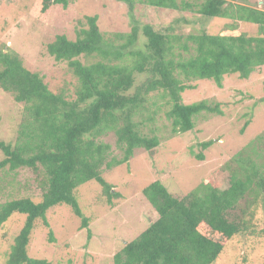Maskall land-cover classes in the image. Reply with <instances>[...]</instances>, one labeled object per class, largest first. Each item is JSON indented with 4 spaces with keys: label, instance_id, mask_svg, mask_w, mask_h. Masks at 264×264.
<instances>
[{
    "label": "trees",
    "instance_id": "obj_1",
    "mask_svg": "<svg viewBox=\"0 0 264 264\" xmlns=\"http://www.w3.org/2000/svg\"><path fill=\"white\" fill-rule=\"evenodd\" d=\"M69 1L41 0L40 12L56 4L66 8ZM122 1L130 14L136 1L180 11L194 6L205 19L232 20L227 30H235L242 21L257 25L258 31L256 35H222L201 29L182 34L172 24L158 29L133 20L128 32L106 36L97 15H85V24L78 26L73 39L56 34L45 46L47 54L66 62L75 76L74 97L65 90L52 91L40 72L23 65L17 52L1 48L0 89L23 108L15 139H0V170L30 168L40 177L41 190L37 200L23 196L0 203V227L12 214L25 216L5 264H51L31 257L28 246L36 221L49 227L46 214L56 205L69 206L90 238L77 189L94 180L110 206L120 197L103 176V167L110 170L126 163L134 149L151 152L159 144L156 136L141 133L140 123L134 120L152 92H158L168 106L171 133H184L194 127L198 114H222L218 102H183L182 93L193 88L190 81L208 79L221 87L225 75L247 79L264 65L263 9L234 0ZM174 22L189 24L185 18ZM108 132L115 136L120 158L108 159L110 145L100 140ZM213 142L202 141L200 147L207 149ZM195 156L203 159L201 153ZM142 194L157 217L112 255L114 264H214L235 236L264 235V222L250 225L244 220L257 200L264 202V131L185 194L175 195L159 180L143 187ZM247 197L248 202L240 205ZM48 233L52 240L50 229Z\"/></svg>",
    "mask_w": 264,
    "mask_h": 264
},
{
    "label": "rangeland",
    "instance_id": "obj_2",
    "mask_svg": "<svg viewBox=\"0 0 264 264\" xmlns=\"http://www.w3.org/2000/svg\"><path fill=\"white\" fill-rule=\"evenodd\" d=\"M188 1L194 3V0ZM233 2L264 10V0ZM40 5L41 0H0V49L17 52L23 65L30 71L40 72L52 91L65 90L72 97L75 76L66 62L49 56L45 46L56 34L73 39L78 26L85 24V15L96 14L99 29L106 36L115 31L128 32L133 20L139 26L151 24L158 29L172 24L182 34L201 29L222 35H256L258 31L257 25L242 21L236 23L235 30H227L226 25L232 20L205 19L196 13L194 6L180 11L136 1L130 14L122 0H70L66 8L56 4L44 13L40 12ZM178 18L189 20V24L174 22ZM190 83L193 88L182 93L184 103L203 99L211 104L218 102L222 114L202 112L194 118L190 131L172 134L171 122L166 117L168 106L158 92H152L134 120L140 123L141 133L156 136L159 144L151 152L134 149L126 163L110 170L103 167V176L120 194L112 200V206L106 202L96 181L79 185L77 199L89 220L90 238L86 229H80V219L69 206L56 205L46 214L49 227L36 221L28 246L31 257L45 258L51 264H114L112 255L157 217L142 194L143 187L159 180L175 195L185 194L264 131V65L257 67L247 79H240L236 74L225 75L221 87L208 79H195ZM22 108V103L15 102L10 93L0 89V139H15ZM150 115L153 116L151 121L148 120ZM245 122L248 125L240 132ZM209 139L214 140L213 144L202 149L200 143ZM100 140L110 145L109 160L122 156L112 132ZM198 153L203 154L202 160L196 158ZM39 181L40 177L27 167L14 172L0 170V203L23 196L37 200L41 193ZM249 199L247 197L240 205H245ZM250 209L244 219L248 224L264 222V202L257 200L256 208ZM24 218V215L12 214L0 227V264H5L13 236ZM228 243L214 264H264L263 234H240Z\"/></svg>",
    "mask_w": 264,
    "mask_h": 264
}]
</instances>
